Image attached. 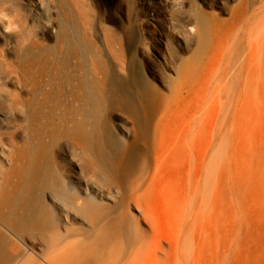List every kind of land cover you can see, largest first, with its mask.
Returning <instances> with one entry per match:
<instances>
[{
	"label": "bare ground",
	"instance_id": "1",
	"mask_svg": "<svg viewBox=\"0 0 264 264\" xmlns=\"http://www.w3.org/2000/svg\"><path fill=\"white\" fill-rule=\"evenodd\" d=\"M74 5L0 0L35 30L0 37V264H252L264 233V0H241L226 22L200 4L186 96L154 85L141 108ZM108 105L133 109L132 125Z\"/></svg>",
	"mask_w": 264,
	"mask_h": 264
},
{
	"label": "rangeland",
	"instance_id": "2",
	"mask_svg": "<svg viewBox=\"0 0 264 264\" xmlns=\"http://www.w3.org/2000/svg\"><path fill=\"white\" fill-rule=\"evenodd\" d=\"M240 1L74 0V7L82 32L103 49L105 62L121 80L127 96L132 97L133 108H138L141 102L149 99L154 85L169 94L168 84L173 82L183 97L186 96L180 72L190 55L186 48L191 32L190 14H195L203 4L211 15L224 22L230 21ZM31 25L25 26L24 32L32 33V40L35 30ZM23 34L15 35L20 38ZM49 34L53 36V30ZM46 44H53V41L47 38ZM11 46H17L16 40ZM180 108L185 109V101L177 109ZM108 109L117 123L132 125L124 115L133 109L112 105H108ZM141 146L145 149L144 144ZM261 233L253 244L252 264H264V233Z\"/></svg>",
	"mask_w": 264,
	"mask_h": 264
},
{
	"label": "clouds",
	"instance_id": "3",
	"mask_svg": "<svg viewBox=\"0 0 264 264\" xmlns=\"http://www.w3.org/2000/svg\"><path fill=\"white\" fill-rule=\"evenodd\" d=\"M0 28L3 29V32H0V37L20 34L25 31V22L14 12L10 11L8 6H2L0 7ZM28 42L25 40V45Z\"/></svg>",
	"mask_w": 264,
	"mask_h": 264
}]
</instances>
